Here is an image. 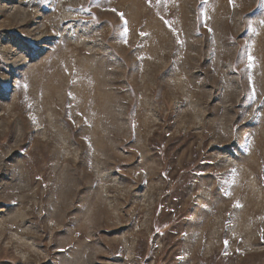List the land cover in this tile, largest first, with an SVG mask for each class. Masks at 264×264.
<instances>
[{
  "label": "rangeland",
  "instance_id": "rangeland-1",
  "mask_svg": "<svg viewBox=\"0 0 264 264\" xmlns=\"http://www.w3.org/2000/svg\"><path fill=\"white\" fill-rule=\"evenodd\" d=\"M0 64V264H264V0H0Z\"/></svg>",
  "mask_w": 264,
  "mask_h": 264
},
{
  "label": "snow or ice",
  "instance_id": "snow-or-ice-1",
  "mask_svg": "<svg viewBox=\"0 0 264 264\" xmlns=\"http://www.w3.org/2000/svg\"><path fill=\"white\" fill-rule=\"evenodd\" d=\"M112 11H115V9H112ZM121 18L123 19V14H120ZM249 59H251V57H249Z\"/></svg>",
  "mask_w": 264,
  "mask_h": 264
},
{
  "label": "bare ground",
  "instance_id": "bare-ground-1",
  "mask_svg": "<svg viewBox=\"0 0 264 264\" xmlns=\"http://www.w3.org/2000/svg\"><path fill=\"white\" fill-rule=\"evenodd\" d=\"M1 65V64H0ZM1 67V66H0Z\"/></svg>",
  "mask_w": 264,
  "mask_h": 264
}]
</instances>
